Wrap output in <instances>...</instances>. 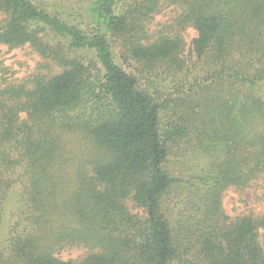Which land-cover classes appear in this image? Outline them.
<instances>
[{
    "label": "trees",
    "instance_id": "trees-1",
    "mask_svg": "<svg viewBox=\"0 0 264 264\" xmlns=\"http://www.w3.org/2000/svg\"><path fill=\"white\" fill-rule=\"evenodd\" d=\"M0 16V44L61 69L0 86V207L23 184L33 228L0 264H264V215L222 208L264 174V0H0ZM128 61L164 76V105Z\"/></svg>",
    "mask_w": 264,
    "mask_h": 264
},
{
    "label": "rangeland",
    "instance_id": "rangeland-1",
    "mask_svg": "<svg viewBox=\"0 0 264 264\" xmlns=\"http://www.w3.org/2000/svg\"><path fill=\"white\" fill-rule=\"evenodd\" d=\"M173 10L167 8L155 15L149 25V32L154 33L173 15ZM1 18V16H0ZM196 31L189 27L184 31V38L189 47L191 40L195 37ZM122 67L138 75L141 82L153 90L159 103L164 105V76H159V72L150 70L146 74L140 73V65L135 61L120 62ZM46 65L48 68H46ZM137 69V70H136ZM61 69L53 62L41 57L30 45L25 44L19 47H10L0 44V86L5 83L25 82L35 72L46 73L47 71L59 72ZM169 113H164L162 108L160 119L162 128L164 120H168ZM64 143L71 150L73 155L81 156L88 152V146L72 133L64 134ZM175 158H171L167 167L170 170L178 168ZM74 160H72V163ZM128 206L133 213L143 215L141 209L134 207L131 201ZM222 208L224 213L234 219L243 215H264V174L254 180L249 187L235 189L230 187L223 192ZM70 222V217L66 215L63 219ZM30 212L23 196V184L17 182L12 186V190L0 207V252L4 255L9 254L11 239L24 237L32 230ZM264 234V229H259V238ZM88 253V248L83 245L67 246L56 252V256L64 260H80Z\"/></svg>",
    "mask_w": 264,
    "mask_h": 264
}]
</instances>
